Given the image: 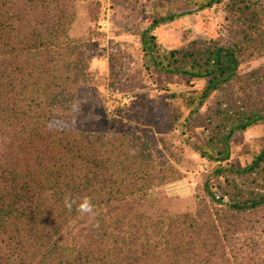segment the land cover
I'll use <instances>...</instances> for the list:
<instances>
[{
	"label": "trees",
	"instance_id": "1",
	"mask_svg": "<svg viewBox=\"0 0 264 264\" xmlns=\"http://www.w3.org/2000/svg\"><path fill=\"white\" fill-rule=\"evenodd\" d=\"M240 2L239 24L262 28L253 6L264 3ZM75 14L71 0H0V136L7 130L25 142L17 148L0 140V264H264L232 238L264 208V144L244 168L222 165L235 134L264 124V67L239 72L243 54L264 46L263 30L228 46L196 39L182 50L160 48L149 35L175 16L143 34L158 71L208 79L195 109L206 105L195 148L217 165L197 209L173 213L152 209L159 200L153 190L173 176L141 136L51 127L87 71L77 65L73 82L74 62L58 61ZM228 173L245 177V185H224ZM66 193L90 196L95 217L75 205L69 211Z\"/></svg>",
	"mask_w": 264,
	"mask_h": 264
},
{
	"label": "rangeland",
	"instance_id": "2",
	"mask_svg": "<svg viewBox=\"0 0 264 264\" xmlns=\"http://www.w3.org/2000/svg\"><path fill=\"white\" fill-rule=\"evenodd\" d=\"M211 1L71 0L76 14L68 33L70 39L67 37L70 42L62 46L58 61L62 64L64 60L74 62L73 82L78 78L80 68L77 65H85L87 71L75 88L71 82L70 86L74 88H71L72 103L58 107L61 115L52 117L51 127L60 131L127 132L141 136L150 145L153 155L167 167L168 174L173 176L153 190L159 199L154 201V211L196 210L199 200L206 196L205 180L217 164L195 148L196 141L203 140L201 133L206 121L201 116L206 105L195 109L208 79H191L158 71L142 48L143 34L156 20L175 16L150 31L149 35L156 37L160 48L182 50L196 39L213 40L228 46L245 33L256 36L263 30L264 35L262 6H253L262 11L259 20L262 28L254 29L237 21L242 0H222L212 4ZM260 2L264 3V0ZM32 22L34 25L35 21ZM248 54H243L247 59L240 68L241 74L264 67V46L253 56ZM46 59L47 55H44L41 61ZM66 75L63 73L64 77ZM261 89L259 84L254 86L255 91ZM11 134L6 130L0 140L8 147L16 144L17 148H22L24 138ZM263 144L264 124L235 134L231 141V157L222 165L244 168ZM226 175L222 179L224 185H245V177ZM205 202H209L208 197ZM135 206L138 207V203ZM250 215L245 217H250L246 229L234 233L232 238L246 253L258 258L264 256V244L261 245L264 243V208ZM213 217H217L216 213Z\"/></svg>",
	"mask_w": 264,
	"mask_h": 264
},
{
	"label": "clouds",
	"instance_id": "3",
	"mask_svg": "<svg viewBox=\"0 0 264 264\" xmlns=\"http://www.w3.org/2000/svg\"><path fill=\"white\" fill-rule=\"evenodd\" d=\"M73 205L76 206V210L78 213L82 215H88L89 217H95V205L92 202V198L88 195L83 197H73L71 193H66L64 196V206L71 211Z\"/></svg>",
	"mask_w": 264,
	"mask_h": 264
}]
</instances>
